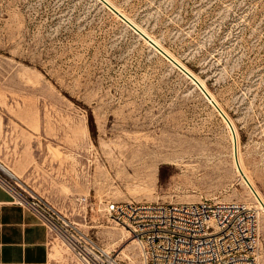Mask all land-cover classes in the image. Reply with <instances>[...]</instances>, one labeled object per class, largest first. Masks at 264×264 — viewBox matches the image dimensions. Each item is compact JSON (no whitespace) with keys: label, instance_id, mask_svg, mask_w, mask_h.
<instances>
[{"label":"rangeland","instance_id":"obj_1","mask_svg":"<svg viewBox=\"0 0 264 264\" xmlns=\"http://www.w3.org/2000/svg\"><path fill=\"white\" fill-rule=\"evenodd\" d=\"M235 146L264 203V0H0V173L126 264L110 203L205 199L256 211L264 264Z\"/></svg>","mask_w":264,"mask_h":264},{"label":"built area","instance_id":"obj_2","mask_svg":"<svg viewBox=\"0 0 264 264\" xmlns=\"http://www.w3.org/2000/svg\"><path fill=\"white\" fill-rule=\"evenodd\" d=\"M0 183L48 226L72 255V264H126L47 201L10 182ZM109 218L135 240L143 264H259V217L247 204L202 200L195 203L125 201L110 203Z\"/></svg>","mask_w":264,"mask_h":264},{"label":"crops","instance_id":"obj_3","mask_svg":"<svg viewBox=\"0 0 264 264\" xmlns=\"http://www.w3.org/2000/svg\"><path fill=\"white\" fill-rule=\"evenodd\" d=\"M17 200L0 183V264H72L48 226Z\"/></svg>","mask_w":264,"mask_h":264},{"label":"water","instance_id":"obj_4","mask_svg":"<svg viewBox=\"0 0 264 264\" xmlns=\"http://www.w3.org/2000/svg\"><path fill=\"white\" fill-rule=\"evenodd\" d=\"M115 13L117 14V15H119L120 17H122V18H124L119 12H117V11H115ZM130 24V23H129ZM141 34L147 39V40H149V42H151L153 45H155L152 41H150V39L146 36V35H144L142 32H141ZM180 66V65H179ZM182 68V67H181ZM183 69V68H182ZM193 78V77H192ZM208 97V99L210 100V96L208 95L207 96ZM212 103H213V101H212ZM217 109H218V111L224 116V114L222 113V111L217 107ZM226 118V117H225ZM235 158H236V163H237V165H238V168L240 169L241 167H240V164H239V160H238V156H237V147L235 146ZM240 171H241V175H242V177H243V179L246 181V183L249 185V187L252 189V191L257 195V193H256V191L254 190V188L252 187V185L250 184V182L248 181V179H247V177L245 176V174L243 173V171H242V169H240ZM257 197H258V195H257ZM258 199H259V201H260V203L261 204H263V201L258 197ZM264 205V204H263Z\"/></svg>","mask_w":264,"mask_h":264},{"label":"bare ground","instance_id":"obj_5","mask_svg":"<svg viewBox=\"0 0 264 264\" xmlns=\"http://www.w3.org/2000/svg\"><path fill=\"white\" fill-rule=\"evenodd\" d=\"M146 34V33H145ZM147 35V34H146ZM148 36V35H147ZM149 38H150V41H152L155 45H158V43L155 41V40H153L150 36H148ZM180 64V63H179ZM181 65V64H180ZM197 80L200 82V80L197 78ZM197 80H195L197 83H198V81ZM201 84H202V82H200ZM203 86H204V84H202ZM212 96H210V102H212L213 100H212V98H211ZM214 99V98H213ZM236 160V159H235ZM237 164V163H236ZM237 167H238V165H237ZM0 169L4 172V173H6L8 176H10V177H13V176H15V174L9 169V168H7L6 166H4L3 164H1L0 163ZM241 169V168H240ZM240 169L238 168V170H239V172H240V174H241V171H240ZM14 179H17L18 181H19V178H17V177H13ZM264 204V203H263ZM263 204H261L262 205V207L264 208V205ZM125 234H126V232H125ZM126 237L128 238V236H127V234H126ZM126 238V239H127ZM130 241H134V242H136L135 240H130ZM137 243V242H136ZM116 252L117 253H120V250H116ZM121 254V253H120Z\"/></svg>","mask_w":264,"mask_h":264}]
</instances>
